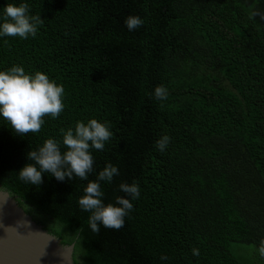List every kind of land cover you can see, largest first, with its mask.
I'll return each instance as SVG.
<instances>
[{
  "label": "trees",
  "instance_id": "16d2710c",
  "mask_svg": "<svg viewBox=\"0 0 264 264\" xmlns=\"http://www.w3.org/2000/svg\"><path fill=\"white\" fill-rule=\"evenodd\" d=\"M9 3L43 23L27 39L0 35V71L43 72L63 87L64 109L23 137L0 116V188L73 243L81 264H241L232 243L264 264V0H0V23ZM130 15L143 21L133 31ZM90 119L112 136L91 149L88 179L119 169L101 181L102 201L125 195L121 183L140 190L124 226L98 234L78 203L87 180L18 176L29 151Z\"/></svg>",
  "mask_w": 264,
  "mask_h": 264
},
{
  "label": "clouds",
  "instance_id": "9594fccd",
  "mask_svg": "<svg viewBox=\"0 0 264 264\" xmlns=\"http://www.w3.org/2000/svg\"><path fill=\"white\" fill-rule=\"evenodd\" d=\"M29 5L26 3H9L4 8V22L0 23V35L27 39L35 36L37 25L43 23L40 16H29ZM258 13H253L257 15ZM125 24L133 31L143 24L140 17L130 15ZM64 89L51 81L43 72L34 75L26 74L21 66H13L7 71H0V116L8 121L11 128L20 136L38 133L44 123L45 116L56 118L64 109L62 96ZM155 98L167 99L168 93L163 86L154 90ZM62 141L46 139L37 150L27 153L28 161L18 171L21 181L33 186L43 183V174H50L57 181L63 182L79 177L87 180L84 195L79 198L82 210L90 212L88 223L92 232L99 233L100 225L109 229H120L124 226V218L133 209L131 200L140 196L139 185L121 183L119 190L123 196H117L115 204L102 201L104 195L101 181L111 182L119 175V169L108 163L99 171L95 180H89L93 172L94 159L91 149L103 150L105 142L110 140L112 133L106 124L96 119L87 123L77 121L74 129H61ZM170 142L167 135L161 137L156 146L164 151ZM61 143L65 151L61 152ZM259 254L264 257V238H261ZM194 256L199 249H192ZM65 261H71L70 251H63ZM39 259V257H38ZM167 259V257H161Z\"/></svg>",
  "mask_w": 264,
  "mask_h": 264
},
{
  "label": "water",
  "instance_id": "95a60500",
  "mask_svg": "<svg viewBox=\"0 0 264 264\" xmlns=\"http://www.w3.org/2000/svg\"><path fill=\"white\" fill-rule=\"evenodd\" d=\"M63 251H70V262L64 260ZM0 264L81 263L73 243H68L0 188Z\"/></svg>",
  "mask_w": 264,
  "mask_h": 264
},
{
  "label": "rangeland",
  "instance_id": "374dc122",
  "mask_svg": "<svg viewBox=\"0 0 264 264\" xmlns=\"http://www.w3.org/2000/svg\"><path fill=\"white\" fill-rule=\"evenodd\" d=\"M232 257L241 264H260L253 254V246L245 243H232Z\"/></svg>",
  "mask_w": 264,
  "mask_h": 264
}]
</instances>
